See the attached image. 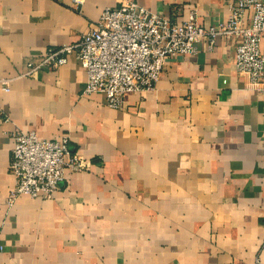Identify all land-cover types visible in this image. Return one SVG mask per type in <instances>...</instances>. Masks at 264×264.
Masks as SVG:
<instances>
[{
  "label": "crops",
  "instance_id": "obj_1",
  "mask_svg": "<svg viewBox=\"0 0 264 264\" xmlns=\"http://www.w3.org/2000/svg\"><path fill=\"white\" fill-rule=\"evenodd\" d=\"M234 0H140L203 25ZM118 0H0V264H254L264 262V93L239 75L236 39L170 59L156 87L112 108L84 94L74 54L25 74L75 43ZM62 133L92 163L67 170L51 198L8 203L14 133Z\"/></svg>",
  "mask_w": 264,
  "mask_h": 264
},
{
  "label": "built area",
  "instance_id": "obj_2",
  "mask_svg": "<svg viewBox=\"0 0 264 264\" xmlns=\"http://www.w3.org/2000/svg\"><path fill=\"white\" fill-rule=\"evenodd\" d=\"M226 20L203 25L192 7L186 19L174 21L144 6L140 0H118L107 6L80 40L47 51L38 63H29L25 74L43 67L58 68L74 54L87 72L84 94L100 93L109 107L120 109L129 93L156 87L168 61L198 53V42L212 49L220 37L236 39L235 67L264 93V0H234ZM4 90L9 79L1 78ZM4 116L0 110V116ZM62 133L44 138L34 130L14 133L10 171L15 185L8 203L20 195L51 198L66 171L90 169L92 163L70 147ZM254 264H264L257 259Z\"/></svg>",
  "mask_w": 264,
  "mask_h": 264
}]
</instances>
